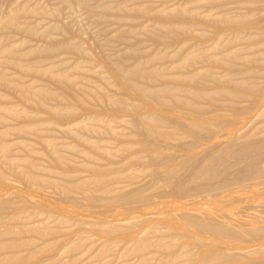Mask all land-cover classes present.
Masks as SVG:
<instances>
[{
    "label": "bare ground",
    "instance_id": "6f19581e",
    "mask_svg": "<svg viewBox=\"0 0 264 264\" xmlns=\"http://www.w3.org/2000/svg\"><path fill=\"white\" fill-rule=\"evenodd\" d=\"M263 214L264 0H0V264H264Z\"/></svg>",
    "mask_w": 264,
    "mask_h": 264
},
{
    "label": "rangeland",
    "instance_id": "374dc122",
    "mask_svg": "<svg viewBox=\"0 0 264 264\" xmlns=\"http://www.w3.org/2000/svg\"><path fill=\"white\" fill-rule=\"evenodd\" d=\"M40 2H45V0H40ZM234 215H236V214H234ZM262 216H264V214Z\"/></svg>",
    "mask_w": 264,
    "mask_h": 264
}]
</instances>
